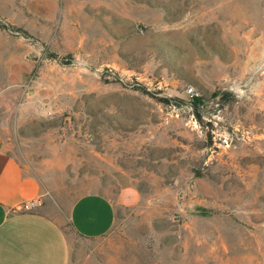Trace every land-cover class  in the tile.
<instances>
[{
  "label": "rangeland",
  "instance_id": "374dc122",
  "mask_svg": "<svg viewBox=\"0 0 264 264\" xmlns=\"http://www.w3.org/2000/svg\"><path fill=\"white\" fill-rule=\"evenodd\" d=\"M0 132L51 195L139 189L69 264H264V0H0Z\"/></svg>",
  "mask_w": 264,
  "mask_h": 264
},
{
  "label": "crops",
  "instance_id": "0c3cea01",
  "mask_svg": "<svg viewBox=\"0 0 264 264\" xmlns=\"http://www.w3.org/2000/svg\"><path fill=\"white\" fill-rule=\"evenodd\" d=\"M50 193L8 151L0 132V264H69L71 241L64 222L79 235L99 237L113 228L119 208L141 199L135 185L123 186L114 197Z\"/></svg>",
  "mask_w": 264,
  "mask_h": 264
},
{
  "label": "trees",
  "instance_id": "16d2710c",
  "mask_svg": "<svg viewBox=\"0 0 264 264\" xmlns=\"http://www.w3.org/2000/svg\"><path fill=\"white\" fill-rule=\"evenodd\" d=\"M193 102H194V103H196V102H201V98L198 97V96H194Z\"/></svg>",
  "mask_w": 264,
  "mask_h": 264
},
{
  "label": "built area",
  "instance_id": "2783aa9c",
  "mask_svg": "<svg viewBox=\"0 0 264 264\" xmlns=\"http://www.w3.org/2000/svg\"><path fill=\"white\" fill-rule=\"evenodd\" d=\"M191 90V94L194 95V92L192 91L193 89H190Z\"/></svg>",
  "mask_w": 264,
  "mask_h": 264
}]
</instances>
